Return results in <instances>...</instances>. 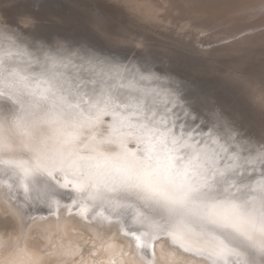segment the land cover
<instances>
[{"label":"bare ground","instance_id":"1","mask_svg":"<svg viewBox=\"0 0 264 264\" xmlns=\"http://www.w3.org/2000/svg\"><path fill=\"white\" fill-rule=\"evenodd\" d=\"M32 1L21 0L22 3H27L25 7H21V5H19L15 0L17 5L16 7L5 8L2 7V5L11 4L13 0H0V9L4 10L3 12H0V23H7V19L14 17L18 12H28L31 13L35 18V27L59 32L63 35H65L67 32L74 33L75 31H71L72 29L74 30V28H57V25L55 24H67L73 20L86 22L87 27L89 24H91V13L93 11L92 8L83 9L81 11L79 9L80 13L75 15L72 14V12L69 13L68 11L64 10L55 11V9H58L56 7H60V5L63 3H60L57 6V4H55L57 3L56 0H52V2H55L54 4L56 5L54 11L45 10V12L43 10L45 13H42V9L40 10L42 12H39L38 9L42 8L41 4L44 5V3L39 5L34 3L36 0L33 2ZM39 1L41 2V0ZM49 2L51 1L49 0ZM117 3L118 2H116V4ZM112 4L114 5V3ZM227 4L228 0H143L144 8L149 6L150 8H147L146 10H150L151 12L154 11L151 14H154V16L157 18L160 17L167 21L169 19V21H171V19H180L181 23L177 20L178 24H182L183 21L181 20L183 19H187L193 24L198 22V20H201L202 23L206 25L203 27L201 32L203 33V36H206L210 40L211 38H214L215 35H221V33L210 34L211 30H215L216 27L221 24H225L227 27L223 30H220V32L225 33L232 31L233 33L229 36L220 37L216 39L217 41L230 39L231 37H235L244 31L253 33L246 36V39L249 38L250 40V42L246 43L251 44H244L242 46L239 45L237 47L234 46L238 43L237 41H222L220 42L221 45H228L231 48L228 47L220 50L199 51L192 50L188 47L180 48L184 50L178 51L176 46L169 47L168 45L163 44L165 47H167L166 49H155L160 50L162 55L160 53H155L154 51L150 52L156 55L153 56V60H147V62L154 64L155 61H159V59H156V57H160V60L164 62L163 66L166 70L164 73H161L162 77L168 79L172 77L175 79L184 87L185 91L187 90V95H190L191 91L193 93L195 100L194 104L196 103V107L198 109L203 108L207 113H211L212 119L215 116L222 118V120L219 122L213 119V123H219L221 126H223V124L227 122L228 125L231 126V134L235 135V141H229V143L239 145L240 149L251 147L252 145L256 147L260 146V142L262 141L245 138L246 135L242 134V130L252 127L256 129H264V59L261 58V56L264 54V51L259 50V47L256 49V47L259 46L261 42L259 40L254 41L257 39V37H261L264 34V31L256 32L258 28L264 26V23H261V21L258 19L251 22H245L240 20L230 21L226 18L223 19V22H221V19L217 16V14L222 9L226 8ZM47 5L49 6V3ZM88 5L89 4H87V7H89ZM133 6L137 8H143L138 4H133L132 7ZM44 7L46 6L44 5ZM84 7H86V5H84ZM116 7L118 8V6ZM124 9L126 10V7ZM133 10L135 11V9ZM123 11L122 13H124ZM125 12H127V10ZM128 12L124 14L121 13V15H124L123 17L127 18L126 16H128ZM125 14L127 15L125 16ZM131 14L132 13L130 12L129 15ZM133 15H135V13L132 14V16ZM135 16L138 18V15ZM134 17H128V19L139 23L140 19L138 21ZM139 18H141L143 21L147 20L145 16ZM148 20L150 21V19ZM154 21H152V23H154ZM187 23H185V25H187L188 28ZM139 24L144 25V23ZM157 26L159 25L156 24V28ZM163 27L165 28V25L161 27L160 23L159 28ZM152 30H155L157 33L159 32V30L156 31V29ZM132 31L130 30L128 34ZM165 31L169 32L170 30ZM188 31L194 34L193 30ZM125 32L126 31H124V33ZM176 32L175 34L169 32V34L172 33L174 36H176L178 35ZM179 32L181 31L179 30ZM181 35L180 37L182 38ZM140 36L139 38H141ZM163 36L167 37L165 35ZM187 37L188 36H186V33H184L183 38L187 39ZM29 39H31V37H29ZM38 39L42 38L39 36ZM11 41H15V44L12 45L11 49L13 54L10 57L6 55L4 58L6 61L3 62V75L7 78V81H0V99H6L7 97L5 94H10L18 103V105L14 106V109L18 111V113L16 112L17 115L13 116L14 118L10 120L6 126L12 134L14 133L16 137L18 136L17 143H22L24 145V150H26L28 154L27 157H24L20 160L15 159L14 156H7V154H12L11 150H9L7 147L12 145L14 141L5 140L6 138L4 137L9 134V132L7 129H5L6 127L4 124L2 125L0 121V138L2 139L0 141V264H74L73 257L76 256V253L81 247L84 249L82 257L84 259L91 258L96 260H115L116 264H121V261L132 259V257L128 256V252L131 251L135 257L136 264H144V260L137 253L135 243L133 241L134 239L139 238V228H131V225L133 224L134 208H136L138 204L136 199L127 198V201L123 200L118 203L106 204H104L103 201L101 203L98 200L93 205V214L89 215L87 220H85L79 215V208L84 201L82 203L80 202V204L76 206H71L67 200H61L58 197L68 195L71 192L70 188H72L74 191H76V195L79 199L85 200L87 192H77L76 185L79 183L80 172H82L85 167H90L89 159L87 160V158H96L97 155L102 153H97L99 149L106 150L111 145H114V142L119 145L116 138L113 141L107 137L108 135L105 134V131L108 129L105 126H108L111 120H105L107 122H104V124H102V122V126L97 125L95 124V121H91L86 118L85 114L83 115L79 113L81 109L83 110V108H80L81 105H78L79 107L76 106V109L78 107L77 111L80 108L77 113L75 112V108V111L73 108L71 109V107H69L70 109L68 110L66 106H60L59 108L57 107L56 109H53L52 105L48 103V101L39 100L37 97L31 95V87L25 88L21 82V77H26V83H28L30 86L37 82L38 74L42 71L41 65L39 63L30 64L29 60H34L37 57L42 56V53L37 52L36 47L32 43H29L22 38L16 37L12 32L9 31V29L0 27V48H2L5 53L8 52ZM18 49L23 50V52H26L27 55H24L23 53L18 54ZM144 51L146 52L144 53L146 56H152L148 50ZM186 56L189 57L186 58ZM218 56H238L244 60L233 61L231 63L233 65H219L215 62L216 59L219 60ZM190 57H192V59ZM14 70L17 71L19 75L10 78L9 74ZM60 71L64 76H66L65 78L68 79L64 78L65 81L61 87H59L58 94L67 96L69 104H75V100H77L79 96H83V98L85 97L88 99L89 97L81 93L88 91V87L98 88L99 86L107 84V81H111L113 79H109L110 74L103 69L100 70L99 66L93 68L84 61L80 60L78 57H74L72 63L61 68ZM90 72L94 73L91 74V77L84 76ZM214 72H218L219 76L221 75V77L227 78L229 83L224 82V78H222L220 81L214 80L215 77H211L214 75ZM64 73H66V75ZM125 75L126 73H124L123 79L121 80L122 82L125 78ZM130 77L133 81V84H137L138 87L136 85L135 86L138 91H142V89L145 88H150L144 85L146 83L144 80L140 79V76L135 77L132 74ZM83 78L91 81L92 83L89 82L88 84L83 82ZM114 80H112L113 82L111 81V84H115V82L120 81L117 79ZM195 80H202V82H195ZM10 83L15 85V90L8 86ZM188 84L191 86H188ZM200 86L207 88V90L203 92V94L207 96V98L204 99L205 103L200 101L196 92L192 91L193 87L200 88ZM230 86L238 88L241 87L244 92L245 89L247 90L246 93L249 94V97L245 93L244 100L246 103L242 101V96V99H240V97H236V93L229 90L231 88ZM69 87L79 90V95H71L68 91ZM151 87V89H155V87ZM54 91H56V89H54ZM52 95L53 93H49L50 97ZM72 96H75V98H72ZM157 98L161 99L163 97ZM80 100L78 99L77 101L81 102ZM89 102L91 105V101ZM83 103L86 104V99L85 102L82 100L81 104L84 105ZM11 104L14 103L12 102ZM84 111L85 110H83V112ZM111 111L112 110H110V112ZM67 113H74L76 116H67ZM114 117L117 116L115 115ZM101 120L99 121L101 122ZM249 130L250 129H248V131ZM227 135L228 134H226V137ZM221 139L223 142L227 140V138ZM245 141H247V143H245ZM127 143V141L123 143L125 149H127V146H125ZM137 147H130V151H136ZM110 149L111 148L106 150L107 155L110 153ZM59 151L62 153L61 159L59 160L63 161V165L58 168H53L49 165L47 157L56 154V157H60L58 156V154H61ZM112 152V158L114 156H121V154H119L116 149L112 150ZM81 155L82 157L86 156L84 158H86L87 161H83V163L78 164V158L74 161L71 159ZM102 157H104V155ZM102 157L100 158L104 159L107 156L104 158ZM38 158H40V160H45L44 166L42 165L43 170L37 168L38 166H36L38 169L36 170L34 164L31 162L32 159L34 160ZM81 159L83 160V158ZM106 160L107 163H104L110 168L113 165V162L111 165L108 163V159ZM72 164H74L75 168V165H77V169H72ZM79 166L83 167L78 168ZM18 168L24 172V180L16 181L14 179L18 173L20 174ZM96 168L98 167L96 166ZM45 170V173L48 172L50 178H47L45 174L41 173ZM99 170H101V168ZM105 170L108 169L105 167L103 172ZM109 173L111 174L112 172ZM55 183L60 187L55 185ZM111 194H118L116 197L120 198L121 200L125 199L122 198V196L125 195H129V197H135L134 194H126L121 191H113ZM20 199H22L26 205H28V207H23L20 204ZM53 199H55L57 202V207L55 210L53 209L54 207H49V205L51 206L50 200ZM89 203L92 202L89 201ZM30 204H33L34 206H30ZM69 208L72 209V215H69ZM135 211H139V209H136ZM136 223L143 225L146 223V220L140 219L139 215H137ZM122 227H127L130 229L131 238L120 234ZM8 228L9 234L6 235ZM97 233H101L105 240H108L112 235H115L117 238V246L110 252L102 251L99 257L91 256V240L96 236ZM156 251L158 254L160 253L159 246L157 247ZM163 257L169 262V264H175L178 259H182V257L174 256L168 247H165Z\"/></svg>","mask_w":264,"mask_h":264},{"label":"snow or ice","instance_id":"2","mask_svg":"<svg viewBox=\"0 0 264 264\" xmlns=\"http://www.w3.org/2000/svg\"><path fill=\"white\" fill-rule=\"evenodd\" d=\"M16 6L15 0L9 5ZM91 16L92 31L99 42L29 39L36 35L35 18L31 13L18 12L7 19L10 32L32 43L37 52L42 53L29 60L30 64L41 65L37 82L30 86L26 77H21V82L25 88L31 87V95L48 101L53 109L71 107L68 97L58 94V90L64 82L60 69L71 64L74 57L93 68L99 66L110 74L109 78L122 80L124 73L132 72L128 64L119 63L122 57L110 55L121 45L107 30L106 13L95 8ZM217 16L221 22L226 18L245 22L258 19L264 23V0H228L227 7ZM14 44L15 41L10 42L7 53L0 48V81H7L3 61L6 55H12ZM19 53L27 55L18 49ZM143 67L147 75L141 74V80L167 84V80L155 72L154 64L143 60ZM136 74H140L139 68ZM18 75L15 70L9 74ZM8 86L15 90L14 84ZM68 91L79 95V90L71 87ZM49 93L53 95L50 97ZM152 93L164 98L163 113H153L156 119L148 126L147 138L138 141L136 151L128 153L125 149L121 154V162L112 166L116 174L95 172L88 167L80 172L76 190L87 192V196L79 215L87 220L93 214L94 203L103 200L107 193L134 194L138 204L131 228H139V238L133 241L144 264H169L163 257L165 247L174 256L182 257L175 264H264V138L255 156L241 158L236 152L229 155L228 148L218 138L227 133V140L235 141L227 122L223 126L201 124L172 90L157 87ZM213 119L222 120L219 116ZM241 159L243 163H238ZM47 161L53 168L63 165L56 155L47 157ZM52 203L57 202L53 199ZM69 215H72L71 208ZM137 215L146 223L137 224ZM120 234L131 238L127 227H122ZM116 241L115 235L105 240L97 233L91 240V256L99 257L102 251H112L117 246ZM83 253L84 249L79 248L73 257L74 264H116L115 260L84 259ZM128 256L132 259L121 264H136L131 251Z\"/></svg>","mask_w":264,"mask_h":264},{"label":"rangeland","instance_id":"3","mask_svg":"<svg viewBox=\"0 0 264 264\" xmlns=\"http://www.w3.org/2000/svg\"><path fill=\"white\" fill-rule=\"evenodd\" d=\"M33 1H35V0H33ZM50 1L51 2H49V0H47V1L46 0L42 1L41 0V2H40L39 0H36V2H34V3H37L39 5L41 3H44V5L46 7H48V8H46V7H44L43 4H41L42 8L38 9L39 12H42L43 10L44 11L45 10L46 11H54V9L56 7L55 4H57V6H58L60 3H63V4L60 5L61 8L60 7H56L58 9L57 10L55 9V11H63L64 10V11H68L69 13L72 12V14L76 15V14L80 13L79 9L81 11L83 9H88V8L95 9V7H96V8L102 9L106 13L107 20H108L107 30L114 37L118 38V42L121 45L119 48H116L114 50V52L111 53L110 55L121 56L123 58V62L119 61V63L128 64L129 68H132V72L131 73L126 72V75H125V78H124L123 82L120 80V81L115 82V84H111L113 82L112 80H114V78H113L111 80L112 82L111 81H107V84H104L103 86H99L98 88L88 87L89 88L88 91H84V92L80 91L82 94H85V96H87L89 98L87 99L85 97L83 98V96H79L78 99L79 100L81 99L80 100L81 102H78L77 101L78 99L76 98L77 100L73 99V100L76 101V102L74 101L76 105L74 103H70V104H73V105H71V109L73 108V110H74V108L76 109V106L81 105L80 108H83V110H85L84 111L85 113L83 112L82 109H81L82 110L81 111L80 108H79L80 111L78 110L79 113H81L83 115L85 114L86 118H88L91 121H95V124H97V125H101L102 126V124H104V122H107V121L111 120L110 124H112V125L109 124L108 126H105V127L108 128L105 131V134L108 135L107 137L110 138L113 141L116 138L117 142L119 144H121L122 146H124L123 143H125V141H127L128 143L125 146H127L126 150H127L128 153L131 152L130 151V147H135L136 148L138 141H142V140L147 138L148 126H150L152 124V122L154 121V119H156V117L153 115V113L156 112V111L158 113H160V114L163 113V103H164L163 99L164 98H161V99L157 98L155 96V93H152V89H151L152 87L151 86H153L155 88L159 87L161 89L167 87L169 90H172L173 92L178 94L183 106L188 111L190 110V112L194 115L193 116L194 119L195 118H199V121H200L201 124H203L205 122H208L209 124H211V123L214 122V120L211 118V115H212L211 113H207L203 108L198 109L196 107V103L194 104L195 100H194V97H193V93L191 91H190V95H187V93H186L187 90L185 91L184 87L181 84H179V82H177L175 79H173L172 77L168 79V78H165V77L161 76L162 75L161 73H164L166 70H165V68L163 66L164 62L160 60L161 59L160 57H156V59H159V61H155V63H154L155 69L154 70H155V72L158 75H160L162 78H165L167 80V84H164L162 81H155V80L147 81V80H144L145 83H146L144 85L146 87H150V88L142 89V91H138L137 90V88H136L137 84H133V81H132L130 76H132V74L135 77L136 76L138 77L141 74L147 75V73H146V71H145V69L143 67V60H146V61L147 60H153V56L156 55V54L150 53V52L154 51L155 53H160V50H155V49L156 48H159V49H161V48L163 49L164 48V49H166L167 47H165L163 44L168 45L169 47L176 46L178 51L179 50L180 51L184 50V49L182 50L180 48H188V47L190 49H192V50H199V51H203V50L210 51V50H217V49L220 50V49H224V48L230 47L228 45H226V46L225 45H221L220 42H222V41H229V42L230 41L231 42H236L237 41L238 43L235 44L234 46L238 47L239 45L242 46L244 44H251V43H246V42H250L249 38L246 39V36L248 34H253L251 32L249 33L248 31H246V32L244 31V32L239 33L235 37H231L230 39H226V40L224 39L222 41H217L216 39H218L220 37H224V36H229V35H231L233 33L232 31H228V32H225V33L220 32V30H223V29H225L227 27L225 24H223V25L217 27L215 30H211L210 31V34H212V33H221V35L220 34H219V36L215 35L214 38H211V40H210L206 36H203V33L201 32V30L205 26L202 23L193 24L189 20L183 19V20H181V21H183V23L180 24L181 23L180 19H177L180 22L178 24L176 19H171V21H169L170 20L169 19L167 21V20H165L163 18H160V17L157 18L156 16H154V14H151L154 11L151 12L150 10L149 11L146 10L147 8H150L149 6L144 8L143 0H115V1L114 0H103V1L102 0H80L81 2L79 0L78 1L77 0H64V1L63 0H56L57 3L52 2V0H50ZM16 2L19 5H21V7H25V5H27V3H22L21 0H16ZM46 2H47V4L49 3V6L46 4ZM65 2H66V4H65ZM116 2H118V3L116 4ZM112 3H114V5H116V6H118V8L116 6H114ZM50 4H51V6H50ZM87 4H89L88 5L89 7H87ZM133 4L141 5L143 8H137V7H134V6L132 7ZM9 5L10 4H3L2 7L10 8ZM62 5H64L65 7L62 6ZM84 5H86L87 8L84 7ZM52 6H53V8H52ZM66 7H68V8H66ZM125 7H126L127 12L129 10V12H128L129 14H130V12L132 14L135 13V15H138V18L135 15L132 16V14L131 15L128 14V16H126L127 14H125V16L127 18H124L123 17L124 15H121V13H122L123 10H124L123 11L124 13H127V12H125L126 11L124 9ZM64 8H66V9H64ZM41 9H42V11H40ZM133 9H135V11ZM44 11L42 13L46 12V11L45 12ZM124 13H122V14H124ZM144 16L147 19L145 21H143L141 18H139V17H144ZM128 17L129 18L134 17L138 21L140 19L139 23H144V25L139 24L136 21L129 20ZM148 19H150V21ZM152 21H154V23H152ZM148 23H149V25H148ZM160 23H161V27L165 25V28L164 27L163 28H159ZM185 23L188 24V28H187V25H185ZM156 24L159 25V26H157V28H156ZM55 25H57V28L70 29V27H72V28H74V30L72 29L71 31H75V32L74 33L67 32L65 35H63V34H60L59 32L49 31V30H46V29H40V28L34 26V32L36 34L35 35L36 37H31V39H38V37L40 36V38H42L45 42L53 41L54 38H59V39L65 41V42H67V41H79V40H82V39H89V40H93L94 42H99L98 38H96L94 36V34H93L91 24H89L88 27H87V23L86 22L73 20L72 22L67 23V24H61V25L60 24H55ZM36 26H41V25H36ZM64 26H66V27H64ZM0 27H3L4 29H9L8 24L4 23V22L0 23ZM151 28L152 29H156V31L159 30V32L157 33V32H155V30H152ZM130 30L131 31L133 30L135 33L132 31L131 33L128 34V32ZM165 30H170L169 32H172L174 34L178 30L176 32L178 35L174 36V34H172V33L169 34V32L168 31L166 32ZM179 30L181 32H179ZM188 30H191V31L193 30L194 34H192ZM36 31H38V32H36ZM124 31H126L125 33H127L128 35L125 34ZM257 31H264V26L258 28L256 30V32ZM184 33H186V36H188L189 38L188 37H187V39L183 38ZM91 35H93V36H91ZM163 35H165L167 37H164ZM180 35L182 36L183 39L180 37ZM139 36L142 39L139 38ZM146 38H147V40H146ZM173 40H175V41H173ZM258 40L261 43H260L259 46L256 47V49L259 47V50L264 51V47H263L264 46L263 45L264 44V34L261 37H257V39H255L254 41H258ZM254 41H251V42H254ZM139 43H140V45H139ZM144 50H148L149 53L152 56H149V55L146 56L144 54V53H146ZM206 56H208V55H206ZM188 57L186 56V58H188ZM218 57H219V60L216 59L215 62L217 64H219V65H221V64L222 65H233V64H231L233 61L244 60V59H242V58H240L238 56H218ZM190 58L192 59V57H190ZM261 58L264 59V54L261 56ZM5 61L6 60H4L3 62H5ZM129 61H131V63H129ZM133 64L136 65V68L140 69V74H136V68L132 67ZM100 70H102V69L100 68ZM64 74L66 75V73H64ZM91 74H94V73L90 72L88 74H85V75L83 74V75L91 77L92 76ZM171 74H172V72H171ZM68 75H70V74H68ZM9 77L11 78V76H9ZM63 77L65 78L66 76L63 75ZM211 77H215L214 80H217V81H220V80H222V78H224L223 81L229 83V80L227 78H225V77H221V75L219 76L218 72H214V75H212ZM218 78H219V80H218ZM65 79H68V78H65ZM192 79H195V78H192ZM198 81L202 82V80H195V82H198ZM72 82H75V81H72ZM83 82H86V83L89 84V82H91V81H88L87 79H84ZM147 82H149V83H147ZM188 86H191V85L188 84ZM230 87L231 88L229 90L234 92V93H236L237 94L236 97H240V99H242V97H243L242 101L245 102L244 98H245V93H246L247 90L245 89V92H244L241 87H239V88L238 87H234V86H230ZM64 90H66V89H64ZM206 90H207V88H205L204 86L203 87L200 86V88H198V87L197 88L196 87L192 88V91L196 92L197 93V97L200 99V101H203L204 103H205L204 99H206L207 96L204 95L203 92L206 91ZM230 95L233 96L232 94H230ZM246 95L249 97V94L246 93ZM5 96L7 97L6 99H0V121H1L2 125L4 124V126L6 127L5 129H7L6 125H8L10 120H12L14 118L13 116L17 115L16 112L18 113V111L16 109H14L15 108L14 106L18 105V103L15 101V99L12 97V95L5 94ZM73 97L75 98V96H72V98ZM85 99H86V104L83 103L84 105H82L81 104L82 100H83V102H85ZM89 101H91V105H90ZM12 102L14 104H11ZM107 103H108V105H107ZM72 106H74V107H72ZM105 106H106V108H105ZM108 106H110V107H108ZM66 107L68 108V110L70 109L68 106H66ZM78 107H77V109H78ZM77 109H76V111L74 110L76 113L78 112ZM110 110H112V111L110 112ZM115 113H117V114H115ZM114 114L117 117H114L115 116ZM118 114L119 115L121 114L120 117H119ZM66 115L67 116L68 115L69 116L70 115L71 116H74V115L76 116V114H74V113H67ZM112 115H113V118H112ZM99 118H101L102 120L104 119V120L102 121ZM98 119L101 120V122ZM108 119H110V120H108ZM105 120H107V121H105ZM5 129H4V131H5ZM246 129L242 130V134L246 135L245 138H249L250 140L257 139L258 141H262V138H264V131H263L264 129H262V128H257L256 129L254 127L246 128ZM248 129H250V130L248 131ZM7 131L9 132V134H7L4 137V138H6L5 140L6 141H11V140L14 141V143L12 145L7 147V148H9V150H11V153H12L10 155L7 154V156H14L15 159H18V160L23 159L24 157H27L28 153L26 152V150H24V148H23L24 145L22 143H17V137L18 136L16 137V135H14V133L12 134L9 131V129H7ZM257 131H258V133H257ZM259 131H261V132H259ZM226 134L227 133L219 136L218 138L220 139V143L224 144L225 147L228 148V150H229L228 154L229 155L233 154V152H236V153L239 154V156L241 158H244V157H247L249 155H254L255 156V155L258 154V149L260 148V146H256L255 145L256 147H254L252 145L251 147L242 148L243 151H240V149L236 148V145L234 143H229L228 140H225L224 141L225 143H224L221 138H227ZM1 140L2 139L0 138V141ZM114 144H116V142H114ZM109 148H111V146ZM109 148H107L106 150H109ZM106 150H102V149L100 150L99 149V151L97 153L100 154L102 152L101 155L102 156L104 155V157L105 156L109 157V155H110L109 158H107V157L104 158L102 156L101 157L104 158V159L97 158L96 156H94V157H96L97 160L95 158H93V157L92 158L91 157L87 158V160L89 159V163H90V167L89 168H91L92 170H95L96 172H101V170L102 169L104 170L105 167H106V169H108L109 171L105 170L106 171V173H105V171L103 172V170H102L101 173L109 174V172H112V173L114 172L113 175H115V170L113 169L112 166L116 162H117L116 164H119L121 162V161L119 162L120 156H114L115 157V159H114V157L112 158V156H111V152H112V150H115V149H110L111 151H109L110 153L108 152L109 153L108 155H107ZM124 151H125V148L119 154H123ZM59 153H61V152L59 151ZM112 153H115V152H112ZM61 155H62V153L58 154V156H60V157H57V158L61 159ZM112 155H114V154H112ZM63 157H62V160H63ZM84 157H86V156H84ZM84 157H82V155H81V156H77L76 158L74 157V158H71V159H73V161H74V160H76L78 158L77 159V163L80 164V163H83V161H87L86 158H84ZM116 157H119V158H116ZM81 158H83V160ZM38 159H34V160L32 159L31 162H32V164H34L35 168H36V166H38L37 168H40L41 170H43L42 169L43 168L42 165L44 166L45 160H40V158H38ZM106 159H108V163H110L111 165H112V162H113V165L110 168H109V166L107 164H105V163H107ZM111 159H112V161H111ZM79 160H80V162H79ZM101 160H103V161H101ZM237 162L238 163H243V159H241L240 161H237ZM46 163H47V161H46ZM258 163H259V160L257 161V164ZM69 164H70V162H69ZM74 164L71 165L72 168H75ZM75 166H76V169H77V165H75ZM96 166L98 168H96ZM80 167H83V166H79L78 168H80ZM37 168H36V170H38ZM100 168H101V170H99ZM45 172H46V170L41 172V173H43V174H45L47 176L48 172L47 173H45ZM47 178H50V177L47 176ZM55 185L60 187L56 183H55ZM249 194H251V193H249ZM124 198H125L124 201H127L128 199H136L135 197H132V196L129 197V195H125ZM21 201H23V200L20 199V202ZM121 201H123V199ZM22 206L24 207V205H22ZM8 234H9V228H8V230L6 232V235H8Z\"/></svg>","mask_w":264,"mask_h":264},{"label":"water","instance_id":"4","mask_svg":"<svg viewBox=\"0 0 264 264\" xmlns=\"http://www.w3.org/2000/svg\"><path fill=\"white\" fill-rule=\"evenodd\" d=\"M196 23H202V21L201 20H198V22H196ZM203 24V23H202ZM204 25V24H203ZM221 25H223V24H221ZM221 25H219V26H221ZM206 26V25H205ZM219 26H217V27H219ZM216 27V28H217ZM121 57V56H120ZM120 62H123V59L122 60H120ZM255 139V138H254ZM113 148H115L119 153L120 152H122V150H124V146H122L121 144H114V145H111V149H113ZM101 155V154H100ZM100 155H97V158H100L101 156ZM96 159V158H95ZM72 169H76V168H72ZM18 171H20V174L18 173L15 177H14V179L16 180V181H18V180H24V172L23 171H21V169L20 168H18ZM76 171V170H75ZM47 176H49L50 177V175L48 174ZM64 179V178H63ZM20 182V181H19ZM32 185V184H31ZM74 188V187H73ZM70 190H71V192L68 194V195H64V196H58L59 197V199H63V200H67L69 203H70V205L71 206H76V205H78V204H80V202L82 203L84 200H82V199H79L78 198V196L76 195V191H74L72 188H70ZM112 193V192H111ZM111 193H107L106 194V196H105V198L103 199V200H99V202H101L102 203V201L104 202V204H106V203H118V202H121V199L120 198H117L116 196L118 195V194H111ZM22 196H23V194H22ZM125 196H122V198H124ZM124 200V199H123ZM52 201L53 200H50V204H51V206L49 205V207H54L53 209L55 210L56 209V207H57V203L56 204H53L52 203ZM74 202H75V204H74ZM20 204L21 205H24L25 207H28V205H26L23 201H21L20 202ZM30 206H34L33 204H30ZM44 207H46V206H44ZM48 207V206H47Z\"/></svg>","mask_w":264,"mask_h":264}]
</instances>
